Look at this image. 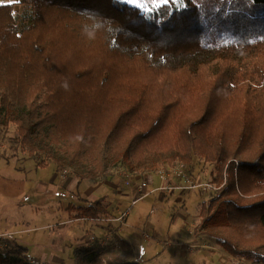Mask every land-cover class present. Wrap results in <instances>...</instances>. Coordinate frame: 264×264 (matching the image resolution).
Returning a JSON list of instances; mask_svg holds the SVG:
<instances>
[{
	"label": "trees",
	"instance_id": "1",
	"mask_svg": "<svg viewBox=\"0 0 264 264\" xmlns=\"http://www.w3.org/2000/svg\"><path fill=\"white\" fill-rule=\"evenodd\" d=\"M0 4V127H16L39 167L97 184L132 172L214 165L203 235L234 259L264 264V0H181L151 14L118 0ZM107 214L105 198L70 207ZM0 245V264H34ZM133 246L76 248L74 264H138Z\"/></svg>",
	"mask_w": 264,
	"mask_h": 264
},
{
	"label": "rangeland",
	"instance_id": "2",
	"mask_svg": "<svg viewBox=\"0 0 264 264\" xmlns=\"http://www.w3.org/2000/svg\"><path fill=\"white\" fill-rule=\"evenodd\" d=\"M170 2L181 4V0H127L125 3L149 15ZM11 3V0H0V4ZM13 4L19 21L30 14L31 5L27 0H16ZM40 161H43L40 157L35 159L22 150L15 126L0 127V245L17 242L26 246L34 264H74L76 248L109 245L114 237L133 246L131 263L251 264L245 259L230 257L215 239L203 235L199 210L214 193L162 194L156 190L160 186L159 176L144 173V179L151 178H148L150 195L132 208L128 219L118 222L122 213L131 208L138 182L128 188L116 174L97 184L80 182L71 169L60 182L62 170L50 163L39 167ZM176 165L183 164L168 166ZM184 166L195 181L209 183L216 177L214 165L198 156L191 166ZM101 198H105L108 210L97 221L76 220V213L69 210Z\"/></svg>",
	"mask_w": 264,
	"mask_h": 264
},
{
	"label": "built area",
	"instance_id": "3",
	"mask_svg": "<svg viewBox=\"0 0 264 264\" xmlns=\"http://www.w3.org/2000/svg\"><path fill=\"white\" fill-rule=\"evenodd\" d=\"M165 167L155 173L160 178V186L156 190L162 192V194L164 192L174 193L175 191H181L182 193L199 191L204 193H217L222 187L217 186L213 182V179L209 183H202L201 181L191 179L184 165H166ZM62 172L63 174L59 175L60 182L65 179L68 170H63ZM117 174L121 180L123 179V183L128 188L135 186L136 182H138L131 208L123 212L117 220L118 222H123V220L129 218L132 208L150 195L149 187L151 182L148 178L144 179L141 174L132 172L124 161L121 162Z\"/></svg>",
	"mask_w": 264,
	"mask_h": 264
},
{
	"label": "crops",
	"instance_id": "4",
	"mask_svg": "<svg viewBox=\"0 0 264 264\" xmlns=\"http://www.w3.org/2000/svg\"><path fill=\"white\" fill-rule=\"evenodd\" d=\"M148 175V174H147ZM146 175H144V176H142V177H145ZM149 179H151L150 177H148ZM57 179H58V177H57ZM153 180V182H154V179H152ZM96 189V188H95ZM91 190H94V189H91ZM182 199H178V201H181Z\"/></svg>",
	"mask_w": 264,
	"mask_h": 264
},
{
	"label": "snow or ice",
	"instance_id": "5",
	"mask_svg": "<svg viewBox=\"0 0 264 264\" xmlns=\"http://www.w3.org/2000/svg\"><path fill=\"white\" fill-rule=\"evenodd\" d=\"M11 2L14 3V2H16V0H11ZM125 2H127V0H125ZM165 2H167V0H165Z\"/></svg>",
	"mask_w": 264,
	"mask_h": 264
}]
</instances>
